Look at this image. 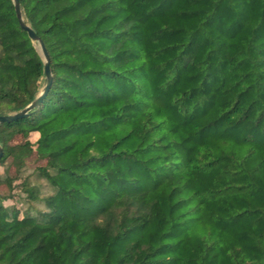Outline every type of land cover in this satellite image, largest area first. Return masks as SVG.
Listing matches in <instances>:
<instances>
[{"label": "trees", "instance_id": "obj_1", "mask_svg": "<svg viewBox=\"0 0 264 264\" xmlns=\"http://www.w3.org/2000/svg\"><path fill=\"white\" fill-rule=\"evenodd\" d=\"M52 81L0 124V264H264V0H19ZM45 63L0 0V115ZM38 134L35 142L31 135Z\"/></svg>", "mask_w": 264, "mask_h": 264}, {"label": "rangeland", "instance_id": "obj_2", "mask_svg": "<svg viewBox=\"0 0 264 264\" xmlns=\"http://www.w3.org/2000/svg\"><path fill=\"white\" fill-rule=\"evenodd\" d=\"M38 138V134L31 135V141L35 142ZM42 165V162L37 159L36 156H32L26 160L25 167L21 172H16L15 168L11 166L10 161L6 167L1 168V174L4 178H12V176L18 175L19 179L13 184V190L10 191L6 184L0 185V194L3 196H11V201L6 203L14 205L20 210H29L34 213L38 210H43L44 206L41 202H31L26 198V194L22 190V182L28 178L30 182L35 185L41 191V195L44 197L52 192L51 187L42 179L36 175V168Z\"/></svg>", "mask_w": 264, "mask_h": 264}, {"label": "water", "instance_id": "obj_3", "mask_svg": "<svg viewBox=\"0 0 264 264\" xmlns=\"http://www.w3.org/2000/svg\"><path fill=\"white\" fill-rule=\"evenodd\" d=\"M13 3L15 6L17 18L20 22L21 27L25 31L28 32L30 39L36 45V48L38 49L40 56L44 60L46 85L41 90V92L37 96V98L29 106H27L26 108H24L20 112L8 114V115H0V124L5 123V122H12L18 118L24 117L27 115V113L29 111L36 108L40 104L41 100L46 96L47 91H48L49 86H50L51 81H52V74H51V69H50V58H49L48 52L46 50V47H45L44 43L42 42V40L36 36V34L32 30V28L28 24H26L19 0H13ZM2 155H3V150H2V147L0 146V159L2 158Z\"/></svg>", "mask_w": 264, "mask_h": 264}]
</instances>
